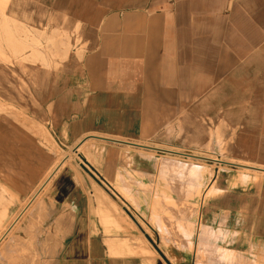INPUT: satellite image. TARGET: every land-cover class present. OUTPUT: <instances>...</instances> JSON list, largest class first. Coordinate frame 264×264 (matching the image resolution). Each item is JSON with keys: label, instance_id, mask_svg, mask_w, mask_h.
I'll list each match as a JSON object with an SVG mask.
<instances>
[{"label": "crops", "instance_id": "1", "mask_svg": "<svg viewBox=\"0 0 264 264\" xmlns=\"http://www.w3.org/2000/svg\"><path fill=\"white\" fill-rule=\"evenodd\" d=\"M7 1L26 45L18 59L0 52V103L12 112L0 120V174L21 199L39 188L1 240L47 190L44 227L61 231L47 237L62 239L54 264H147L109 249L86 195L90 180L64 166L68 156L56 163L55 143L78 150L88 138L160 134L172 120L169 136L190 151L163 150L212 171L208 197L220 181L196 158L237 165L243 182L264 176V0H39L22 12ZM203 147L213 157L192 152ZM257 191L242 209L259 211L250 248L264 258V179ZM30 233L20 237H41Z\"/></svg>", "mask_w": 264, "mask_h": 264}, {"label": "rangeland", "instance_id": "2", "mask_svg": "<svg viewBox=\"0 0 264 264\" xmlns=\"http://www.w3.org/2000/svg\"><path fill=\"white\" fill-rule=\"evenodd\" d=\"M11 1L9 8L15 7L16 11L19 12H22L24 6L28 7L39 3V0ZM6 6V3L0 6V51L13 60L18 59L19 53L25 51L26 44L21 36L23 31L16 30L18 28L14 25L16 21L6 18ZM15 17L22 20L24 16L17 14ZM7 37L10 39L8 40ZM2 105L3 103L1 102L0 120L8 113L12 115V112H9L8 108ZM170 122V125L166 126V129L160 134L156 131L146 136L115 137L118 140L126 141L125 143L110 141L111 139L98 140L88 138L80 145L79 143L77 144L78 150L74 149V147L63 150L56 143L54 146L56 163L68 156L69 161L64 166H71L83 185H85V179L90 180L86 195L90 198L91 210L98 217L99 226L102 228L105 237L109 239L107 240L109 249L113 253L123 251L125 255L136 254L142 257V262L145 260L147 264H172L167 255L169 248L162 244L160 232L151 220V212L148 207L151 194L141 189L138 183L131 184L133 192L137 194L140 200V204H135L120 190L119 180L116 176L119 172L124 174L125 170H130L134 173L135 171H144L145 174L136 176L134 180L151 183V177L148 173L153 176L157 175L159 157L166 158L167 161L170 158H177L167 154L163 149L190 151V149L180 147L182 143L176 140V136H169L171 129H175L174 122L172 120ZM1 130L3 129L0 128ZM127 141L132 143L142 142L144 145L150 146V148L131 145ZM152 148L159 150H153ZM213 151L206 147L192 150L194 154L211 155L212 157L214 155L212 154ZM180 159L185 161L192 160L185 156H181ZM76 160L80 162L82 167L75 163ZM193 161H202L210 167L214 166L215 176L212 181L219 180L222 190L210 197L207 196L206 192H203L204 194L197 198L200 214L197 218L198 226L194 239V248L192 251H184L187 259L183 263H196L200 226L206 223L214 230H221L226 235L225 238L218 239L220 246L237 250L241 253L239 255H242L244 260L246 259V264L252 259H258L260 257L259 252L250 248L249 234L251 224L254 222L258 225L260 222L259 211L253 208L244 210L242 205L243 203H250L252 207L253 204L251 202L258 201L257 187H259V183L264 179V176H260L255 180V175L251 173L249 181L243 182L239 176L240 168L235 164H231V166L227 167L228 169H222L221 165L214 164L211 160L203 161L196 158ZM3 171V168L0 169V172ZM12 179L10 176L0 174V184L3 186V188L0 186V243L2 242L0 244V264H54V257L59 254L58 249L62 245V239L57 234L54 237H47L53 229L54 232H61L58 231L59 228L56 225L53 229L50 225L44 227V224H47L45 223V217L48 214L46 205L48 200L47 190L41 193V200L45 201L44 207L41 206L39 209V205L36 206V204L33 208L31 207L19 221L18 227L7 238L5 237L6 239L1 240L4 237V233L12 226L17 213L29 205L27 202L39 188L36 187L34 191L30 192L27 200L21 199L17 190L18 185ZM163 187L165 186L163 185ZM227 205L233 208L231 215L225 211ZM114 212L120 218V227L105 224L107 214L115 218L116 213ZM62 218L63 216L57 220L58 226H60ZM30 232H34L35 235H41V237H37L38 240L20 237L21 234L24 236L31 235L32 233ZM139 242L145 243L155 253H143L139 250H134L132 247L137 246ZM32 247H34V253L36 251H39V253L36 255L30 254L29 250ZM40 251L42 252L40 253Z\"/></svg>", "mask_w": 264, "mask_h": 264}, {"label": "bare ground", "instance_id": "3", "mask_svg": "<svg viewBox=\"0 0 264 264\" xmlns=\"http://www.w3.org/2000/svg\"><path fill=\"white\" fill-rule=\"evenodd\" d=\"M7 2V0H0V6L4 3L7 4ZM6 18L14 20L8 16ZM7 39L9 38L7 37ZM35 53L37 54V52ZM111 140L119 143L126 142L124 140ZM138 147L150 146L143 144ZM168 161L166 158L159 157L157 175L153 176L148 173L151 177V183L134 180L136 176L145 174L144 171H135L134 173L130 170H125L126 174L119 172L116 177L119 180L120 190L135 204H140V200L137 194L133 192L131 184L138 183L141 189L151 194V198L148 201V205L150 203L148 207L151 212V220L160 232L162 244L169 248L167 252L168 258L172 264H184L183 261L187 259L184 251H192L194 248V239L198 226L197 218L200 214L197 198L204 194L203 189L206 186V181H208L207 178L210 176L208 172L212 174V171H209L205 166L192 164L190 161H182L178 156L176 159L170 158ZM208 193L210 195L211 191ZM44 202L39 200L36 206L39 205L40 209L41 206L44 207ZM119 220L117 213L115 218L107 214L105 224L120 227ZM200 229L195 264H246V259L244 260V257L239 255L241 253L237 250L220 246L218 239L226 236L221 230H214L207 223L202 224ZM141 244L139 242L137 246L132 248L143 253H155L145 243ZM262 260L263 258L259 257L254 263L264 264Z\"/></svg>", "mask_w": 264, "mask_h": 264}]
</instances>
